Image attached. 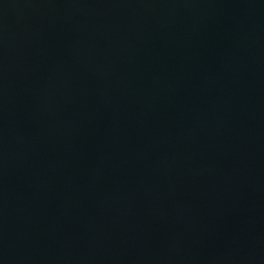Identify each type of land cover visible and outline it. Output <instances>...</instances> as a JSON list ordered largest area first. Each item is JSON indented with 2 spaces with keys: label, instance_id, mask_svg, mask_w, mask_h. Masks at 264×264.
<instances>
[{
  "label": "water",
  "instance_id": "obj_1",
  "mask_svg": "<svg viewBox=\"0 0 264 264\" xmlns=\"http://www.w3.org/2000/svg\"><path fill=\"white\" fill-rule=\"evenodd\" d=\"M0 264H264V0H0Z\"/></svg>",
  "mask_w": 264,
  "mask_h": 264
}]
</instances>
